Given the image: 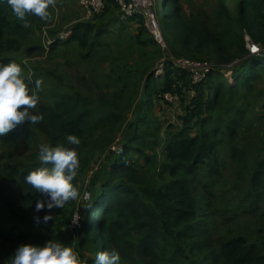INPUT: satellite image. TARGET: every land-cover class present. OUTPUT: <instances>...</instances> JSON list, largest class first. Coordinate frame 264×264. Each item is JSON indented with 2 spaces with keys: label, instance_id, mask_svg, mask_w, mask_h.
Listing matches in <instances>:
<instances>
[{
  "label": "trees",
  "instance_id": "1",
  "mask_svg": "<svg viewBox=\"0 0 264 264\" xmlns=\"http://www.w3.org/2000/svg\"><path fill=\"white\" fill-rule=\"evenodd\" d=\"M168 1V13L165 9L161 12L165 39L169 33L179 46L190 50L192 58L186 57L184 50L169 55L162 65L164 73L157 77L152 74L154 86L145 88L148 98L153 91L165 104H168L164 100L166 93L177 94L184 106V114L175 125L176 131L168 134L162 146L165 162L160 164L155 155L147 154L149 143L157 145L160 131V126H154L149 116L153 111L151 103L148 109L142 105L139 114L131 120L130 107L128 111L114 104L106 112L92 109L88 103L67 94L60 95L52 106H39L35 114L42 119L34 124L35 130L45 134L53 146L68 145L69 134L77 135L80 144L88 134L95 132L109 134L112 142L121 133L123 140L119 152H112L108 173L98 193H91L87 215L81 218L79 225L73 227L72 219L59 221L56 218L45 223L42 218L47 212L41 210L34 212L29 220V233L16 226L19 240L32 234L36 225H42L51 234L50 240L73 247L88 264H94L98 251L113 248L123 259L120 264H158L160 253L166 252L172 264L189 260L194 253L203 256L197 264H264V235L260 240H250L239 234L219 240L217 246L213 244L207 226L203 225L204 206L196 195L197 185L217 187L216 177L221 176V168H226L223 151L232 160L249 165L251 147L240 148V143L249 139L248 123L258 105L251 96L257 82L264 79V0H241L235 17L222 4L215 14L216 22L186 27L179 0ZM115 8L118 9V5L114 0H106L105 10L95 19ZM37 18L26 16L30 23ZM92 21L76 24L68 31L67 38L49 37L53 43H44V49L48 51L63 40L77 43L82 50L89 49L94 45V38L101 35ZM135 31L140 43H143L144 33L157 43L142 20H137ZM29 33L10 6L0 0V63L11 61L9 54L22 51ZM246 36L261 47L260 55L251 54ZM215 55L222 63L205 61L214 66L215 71L199 85L193 84L188 71L173 64L176 58L199 61V57L204 60ZM227 66L232 71L231 80H226ZM30 133H34L33 130ZM71 147L77 148L81 159L79 148ZM38 154L36 152V158ZM141 159L144 165H140ZM37 165L15 163L0 169V210L22 219L19 211L35 209L38 200L46 199L24 180ZM257 167L252 181L258 187L264 179V160L258 162ZM16 184L22 186L20 198L14 192ZM14 229L4 230L0 225V241L14 238Z\"/></svg>",
  "mask_w": 264,
  "mask_h": 264
},
{
  "label": "rangeland",
  "instance_id": "2",
  "mask_svg": "<svg viewBox=\"0 0 264 264\" xmlns=\"http://www.w3.org/2000/svg\"><path fill=\"white\" fill-rule=\"evenodd\" d=\"M153 1L157 3L158 12L165 9L168 13V0ZM240 1L179 0L183 26L211 25L212 21L216 22L215 14L222 4L227 7L229 14L235 17ZM49 11L51 17L48 21L38 17L27 28L24 27L30 33L23 42L22 51L9 54L12 60L25 62L22 68L26 77H31L33 81H42L38 90V103L29 111L35 114L39 106H52L60 95L67 94L74 100L88 103L92 109L106 112H109L114 104L123 106L122 109L125 110L130 107L128 117L131 120L139 114L142 105L145 104L144 108L148 109V104L151 103L153 111H150L149 116L153 119L154 126H160V131L157 145L149 143L147 154L155 155L160 164L164 163L162 146L168 134L176 131L175 125L179 124V117L184 114V106L180 101L165 104L153 91L152 97L148 98L145 88L154 86L152 74L157 77L164 73L162 65L169 55L184 50L185 56L192 58L190 50L179 46L169 33L166 34V49L155 44L148 33L141 36L143 43H140L138 35L135 34L137 21H121L117 15L118 9L115 8L91 22L99 28L101 35L100 38H94V45L89 49L82 50L77 43H67L63 40L47 51L43 47L47 36H65L76 24L83 22L79 0H55V7L50 6ZM215 57L216 55L212 59L204 60L199 57V61L201 59L204 63L209 61L212 64H221ZM230 77L231 75L227 74L226 80ZM251 98L255 99L258 105L254 107L251 121L248 123L249 139L240 143V148L251 147L249 165L246 167L242 162L232 160L226 151H223L222 160L226 168H221V176L216 177L217 187H205L202 184L196 186V195L206 213L203 225L207 226L215 246L219 240L239 234L246 235L250 240H260L264 235V179H261L258 187L252 181L258 162L264 160V108H260L264 107V79L257 82ZM172 125L174 127H171ZM31 130L34 133H30ZM122 140L121 133L112 142L109 134L95 132L88 134L86 140L77 146L82 157L79 159V168L73 183L79 190V196L76 200H69L63 209H52L54 218L59 221L72 219L73 224L76 216V223L80 224L81 218L87 215L91 193H98L108 173L113 158L112 152H119ZM41 144H50L46 135L35 130L34 124L22 122L0 136V169L15 163L23 166L37 163V168L44 166L35 155L39 152ZM139 163L144 165L142 159ZM21 191L20 184L14 185V192L19 198ZM87 193H90V199L85 201ZM225 208L229 209L226 211ZM44 210L48 211L47 208ZM34 212L36 211L32 208H27L24 213L19 211L23 217L18 219L9 211L0 210V225L4 230L15 228L14 238L0 241V264H11L12 256L21 244H44L50 240L51 234L42 225H36L34 232L26 239L16 238V226L27 232L29 220ZM166 253H160L158 264H172L168 261L170 254ZM199 258L203 259V256L194 253L189 260H183L179 264H197Z\"/></svg>",
  "mask_w": 264,
  "mask_h": 264
},
{
  "label": "clouds",
  "instance_id": "3",
  "mask_svg": "<svg viewBox=\"0 0 264 264\" xmlns=\"http://www.w3.org/2000/svg\"><path fill=\"white\" fill-rule=\"evenodd\" d=\"M10 6L12 13L23 22V27L29 26L28 15H35L44 21L51 17L50 6L55 7V0H3ZM11 60L0 63V136L10 132L22 122L30 125L37 123L42 116L33 114L29 109L38 103V90L41 88L40 79L32 80L24 75L22 64ZM25 106V107H22ZM68 145L41 144L38 159L51 167H39L30 171L24 180L31 185L36 193L43 194L46 199L35 203L38 213L45 208L47 213L43 222L54 218L52 209H63L69 200H76L79 190L73 181L79 168V156L76 147L81 140L75 134L67 137ZM39 222L40 217H36ZM75 223V221H74ZM121 255L115 248L98 251L94 264H120ZM11 264H88L80 252L63 242L54 240L44 244L24 243L15 250Z\"/></svg>",
  "mask_w": 264,
  "mask_h": 264
},
{
  "label": "built area",
  "instance_id": "4",
  "mask_svg": "<svg viewBox=\"0 0 264 264\" xmlns=\"http://www.w3.org/2000/svg\"><path fill=\"white\" fill-rule=\"evenodd\" d=\"M118 5V17L123 22H129L136 19L142 20L144 26L153 36L154 40L159 44L162 49L167 48V42L163 33V22L161 12L157 10V3L153 0H114ZM79 5L83 15V21L90 22L100 15L106 8V0H79ZM69 32L65 36H60L61 39L68 37ZM247 47L253 55L261 54V47L254 44L249 36H246ZM46 45H51L53 43L49 37H46ZM174 66L177 68H182L188 71L192 77L193 84L199 85L204 82V80L215 71V67L211 64L204 63L201 61L190 60L187 58H176L173 62ZM231 66V65H230ZM226 71L225 76L230 74L232 77V71L229 66ZM231 77L229 80H231ZM164 100L168 104H175L179 101V96L177 94L166 93L164 95ZM90 199V193L85 195V201ZM75 219V220H74ZM73 219V227L78 225L77 218ZM75 221V223H74Z\"/></svg>",
  "mask_w": 264,
  "mask_h": 264
},
{
  "label": "crops",
  "instance_id": "5",
  "mask_svg": "<svg viewBox=\"0 0 264 264\" xmlns=\"http://www.w3.org/2000/svg\"><path fill=\"white\" fill-rule=\"evenodd\" d=\"M138 19H136V20H133L134 22H136Z\"/></svg>",
  "mask_w": 264,
  "mask_h": 264
}]
</instances>
